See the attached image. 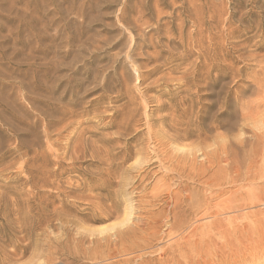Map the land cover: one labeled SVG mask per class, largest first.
<instances>
[{
    "label": "rangeland",
    "instance_id": "obj_1",
    "mask_svg": "<svg viewBox=\"0 0 264 264\" xmlns=\"http://www.w3.org/2000/svg\"><path fill=\"white\" fill-rule=\"evenodd\" d=\"M263 100L264 0H0V264H264V204L170 228Z\"/></svg>",
    "mask_w": 264,
    "mask_h": 264
},
{
    "label": "bare ground",
    "instance_id": "obj_2",
    "mask_svg": "<svg viewBox=\"0 0 264 264\" xmlns=\"http://www.w3.org/2000/svg\"><path fill=\"white\" fill-rule=\"evenodd\" d=\"M229 6V5H228ZM226 9V8H225ZM121 11V10H120ZM142 12V11H141ZM224 27V25H223ZM227 28V27H226ZM209 35V34H208ZM129 52V51H128ZM129 54V53H128ZM132 57V56H131ZM129 58V57H127ZM133 61V60H132ZM235 74V73H234ZM190 76V75H189ZM139 78V77H138ZM226 83V82H225ZM261 85V83H260ZM262 87V86H261ZM260 89V86H259ZM262 90V88H261ZM247 100V99H246ZM249 102V101H248ZM264 102V100H263ZM252 103V102H251ZM254 103V102H253ZM262 102L261 101H256L255 102V107L257 108L256 111H258L261 106ZM255 107L250 108V109H255ZM248 109V108H247ZM220 112V111H219ZM249 112V111H248ZM252 112V111H251ZM249 112V113H251ZM254 112V111H253ZM245 115V114H244ZM260 116V115H259ZM248 122V121H247ZM246 125V124H245ZM184 131V130H183ZM191 131V130H190ZM245 133V132H244ZM248 135H250L248 133ZM182 137H188L190 136V132L188 131H184V133L181 135ZM245 137V136H244ZM251 138V139H250ZM220 139V138H219ZM247 139L251 140V148L250 149H244L241 148V153L239 150L238 145H235L233 143H229L227 145H225L226 143H224V145L222 144V146L219 148V150H217L214 154V160L213 163H216L217 165L220 166V172L219 176L216 178H212V179H208L205 182V187L207 189H209V194L206 196L204 195V197L202 198V200H198L196 203L193 202L191 204H187L189 207L188 209H192V213L191 216L188 217H184V218H180L177 216L173 215V222L171 221L170 223V228L171 229H175L178 230H182L185 231L186 229L190 228V235H197L198 233H200V240L197 241H201V246L203 248V244L205 246L208 245V247L212 246V241L211 237L208 240H204L206 237H209V233H205L207 230V232H216V233H220L223 231V234L225 233L224 228H227V225H231L232 222L235 221V219L243 217V215H245V213L243 212L247 207L255 204V203H261L264 204V132H260V133H256L254 131V133H252L251 136H249V138L246 137V141ZM241 140V139H240ZM245 141V139L241 140ZM244 143V142H242ZM237 144V143H236ZM213 145V144H212ZM243 145V144H242ZM241 145V146H242ZM246 145V143H245ZM246 148V147H245ZM217 149V148H216ZM208 150V149H207ZM210 152V150H209ZM201 155V154H200ZM199 156V155H198ZM222 163H224L225 165H221ZM164 167V166H163ZM211 167V166H210ZM194 168V167H193ZM164 169V168H163ZM193 171V170H192ZM201 172V171H200ZM196 174V173H195ZM167 175V174H166ZM174 183V182H173ZM180 183V182H179ZM164 184V183H163ZM168 184V183H167ZM175 184V183H174ZM239 185L240 188L234 193L233 191H230L229 196L225 197V199L217 201L216 203H213L215 199H217L219 196H221L222 194L224 195L225 193L227 194V187L230 186H236ZM161 186V185H160ZM245 187V190H242V188ZM167 188V187H166ZM165 188V189H166ZM173 189V188H171ZM164 190V189H163ZM162 190V191H163ZM174 190V189H173ZM165 191V190H164ZM166 192V191H165ZM158 195V194H157ZM161 195V194H160ZM173 195V194H172ZM171 195V196H172ZM176 195V193L174 194ZM183 195V194H181ZM156 196V195H155ZM170 196V195H169ZM192 196V195H191ZM196 197V196H195ZM171 199V198H170ZM178 199V198H177ZM219 199V198H218ZM196 201V200H195ZM180 203V202H178ZM176 204L174 206H178L179 204ZM183 203V200H182ZM181 203V204H182ZM174 209V208H173ZM189 209V210H190ZM176 210V208H175ZM128 211V210H127ZM179 211V210H178ZM261 211V210H260ZM201 212V213H200ZM260 214V213H259ZM130 212L127 213L126 216L129 217ZM228 215V216H226ZM150 216V215H149ZM148 216V217H149ZM187 216V215H186ZM256 216V215H255ZM258 217V215H257ZM164 218V217H163ZM205 218H209L210 221L208 222H204L202 221ZM249 218V217H248ZM247 218V219H248ZM262 218V217H261ZM260 218V219H261ZM130 219V218H129ZM127 219V220H129ZM151 219V218H150ZM264 219V218H262ZM226 220V224L225 227L223 228L222 222ZM194 221V224L192 225L191 222ZM201 221V223H199ZM260 221V220H259ZM259 221H257L256 223H258ZM149 222V221H148ZM203 222V223H202ZM262 221H260L261 223ZM264 222V220H263ZM141 223V222H140ZM124 224V223H123ZM149 224V223H147ZM237 224V223H235ZM125 225V224H124ZM132 225V224H131ZM150 225V224H149ZM240 225V224H239ZM253 225V224H252ZM260 225V224H259ZM264 225V224H263ZM237 225H235V228ZM262 226V225H260ZM259 226V228H260ZM152 227V226H151ZM150 227V230H152ZM156 227V226H155ZM154 227V228H155ZM243 226L241 225L238 226V228H242ZM258 227V225H257ZM256 227V228H257ZM264 227V226H262ZM260 228L261 230L263 228ZM148 228V227H147ZM223 228V230L221 229ZM252 228V227H251ZM258 228V230H260ZM133 230V229H132ZM160 231V229H158ZM235 230V229H234ZM257 230V229H256ZM260 230V231H261ZM145 231H149V230H145ZM158 231V232H159ZM201 231V232H200ZM238 232V230H235ZM245 231V230H244ZM254 231V230H253ZM252 231V232H253ZM264 231V230H263ZM263 231L261 232L263 234V238H264V233ZM145 232V233H147ZM154 232V231H153ZM152 232V233H153ZM156 232V230H155ZM241 232V231H240ZM259 232V231H258ZM144 233V234H145ZM149 233V232H148ZM147 233V234H148ZM151 233V232H150ZM149 233V234H150ZM160 233V232H159ZM239 233V232H238ZM243 233V232H242ZM255 233V231L253 232ZM154 234V233H153ZM152 234V236H153ZM157 234V232L155 233V235ZM231 234L235 235L234 232L232 231ZM241 234V233H240ZM151 235V234H150ZM154 237H157L158 235H156ZM160 235V234H159ZM166 235V234H165ZM191 235V236H192ZM256 235H259L258 233ZM135 236V235H134ZM213 236H216L215 234ZM227 236V235H226ZM146 237V236H145ZM149 237V236H148ZM161 237V236H160ZM194 237V236H193ZM207 237V238H208ZM234 237V236H233ZM232 237V238H233ZM236 239H240L238 234L236 236ZM250 237V236H249ZM140 238V237H139ZM138 238V239H139ZM143 238V237H142ZM147 238V237H146ZM206 238V239H207ZM228 238V237H226ZM261 238V237H260ZM122 239V238H121ZM132 239V238H131ZM137 239V240H138ZM259 239V237H258ZM262 239V238H261ZM260 239V241H261ZM176 240V239H175ZM229 240V239H228ZM242 240V238H241ZM249 240V239H248ZM207 241V242H206ZM215 243H216V248H221L222 246H220L219 242H217V240L215 239ZM231 241V240H230ZM239 241V240H238ZM243 241V240H242ZM123 242V241H122ZM150 242V241H149ZM154 242V241H153ZM152 242V243H153ZM223 242V241H222ZM232 242V241H231ZM229 242V243H231ZM257 242V241H256ZM262 243L264 242L261 241ZM120 243V242H119ZM196 243V242H195ZM198 243V242H197ZM196 243V244H197ZM214 243V242H213ZM237 243V242H236ZM234 243V244H236ZM240 243V241H239ZM244 243V242H243ZM242 242L240 244H243ZM260 243V242H259ZM137 244V243H135ZM195 244V245H196ZM223 246L226 245V241H224ZM233 244V246H234ZM258 244V242H257ZM198 245V244H197ZM196 245V246H197ZM215 245V244H214ZM230 245V244H229ZM232 245V243H231ZM237 245V244H236ZM195 246V247H196ZM200 246V245H199ZM258 246V245H257ZM198 247V246H197ZM215 247V246H214ZM213 247V249H214ZM227 247L224 246V248ZM229 247V246H228ZM227 247V249H228ZM239 247V246H238ZM242 247V245H241ZM256 247V246H255ZM262 247V246H259ZM167 248V247H166ZM215 248V250H216ZM221 248V249H224ZM235 248V246H234ZM251 248V247H250ZM177 249V248H176ZM206 248H204L205 250ZM226 249V248H225ZM240 249V248H238ZM249 249V248H248ZM165 248L163 249V252ZM199 250V249H197ZM196 250V251H197ZM219 250V249H218ZM236 251L235 249H232V251ZM151 251V250H150ZM230 251V249L228 250ZM157 252V251H156ZM200 252V251H198ZM202 252V251H201ZM204 252V251H203ZM213 252V251H211ZM154 253V252H153ZM167 253V252H166ZM221 253V252H220ZM149 254V253H148ZM163 254V253H162ZM182 254V253H181ZM199 254V253H197ZM207 254V253H206ZM204 255V254H202ZM198 256V255H197ZM196 256V257H197ZM95 257V256H94ZM200 257V256H199ZM198 257V258H199ZM205 257V255H204ZM203 258V257H201ZM92 259V258H91ZM195 259V257H194ZM193 259V260H194ZM197 259V258H196ZM204 259V258H203ZM199 260V259H197ZM205 261V260H204ZM203 261V262H204ZM191 262V260H190ZM189 262V263H190ZM200 263V262H199ZM193 264V263H192Z\"/></svg>",
    "mask_w": 264,
    "mask_h": 264
}]
</instances>
